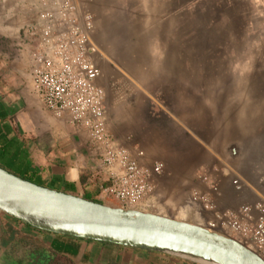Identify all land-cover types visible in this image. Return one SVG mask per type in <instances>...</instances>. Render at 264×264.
Listing matches in <instances>:
<instances>
[{"label":"crops","instance_id":"obj_1","mask_svg":"<svg viewBox=\"0 0 264 264\" xmlns=\"http://www.w3.org/2000/svg\"><path fill=\"white\" fill-rule=\"evenodd\" d=\"M78 3L93 18L90 39L95 52L90 57L99 70L96 82L104 91L106 129L118 140L115 107L119 98L110 88L116 69L105 63L100 43L107 35L103 28L117 20L129 21V26L166 27L172 9L169 4L177 9L179 0H79ZM35 7L36 0H0V167L31 177L36 184L101 202L97 198L103 196L108 176L88 129L67 113L57 116L46 109L39 102L29 76L30 45L20 31L32 19ZM240 16L243 29L240 65L232 66L233 57L226 51L213 52L198 64L203 78L192 79V89L184 87L179 92L181 138L191 137L202 143L205 141L199 130H210L215 137L224 132L223 146L233 144L236 148L230 158L232 191H227V197L220 181L205 180L216 187L215 200L222 205H217L218 208L254 202L258 182L264 178V0H249ZM182 63L188 64L186 59ZM157 68H151L152 75ZM232 75H238V81ZM210 77L211 83L206 84L204 78ZM137 80L147 87L145 80ZM236 178L245 184L241 190L235 188ZM245 194L252 198H246ZM219 197H223V204ZM32 231L41 233V239L56 247L81 251L94 263L202 264L169 254L108 243L104 246L101 242L73 237L74 240H67L33 228Z\"/></svg>","mask_w":264,"mask_h":264},{"label":"rangeland","instance_id":"obj_2","mask_svg":"<svg viewBox=\"0 0 264 264\" xmlns=\"http://www.w3.org/2000/svg\"><path fill=\"white\" fill-rule=\"evenodd\" d=\"M248 2L249 0H179L177 9L175 5L169 4L172 9L169 10L166 27L129 26V21L126 20H117L104 26L106 40L102 36L104 40L100 43L105 63L116 69L110 88L119 98L115 114L120 137L116 140L108 134L115 143L127 148L131 154L142 151L139 162L151 170L152 191L140 201L137 209L206 226L210 215L194 204L191 197L207 194L218 205L215 200L218 196L214 195L217 190L212 191L206 179L220 181L223 191H226L225 195L232 191L228 170L230 158L236 152L235 146L230 144L225 148V133L220 132L215 137L207 129L198 131L205 142L201 143L191 137L181 138L179 92L184 87L191 90L192 79L203 78L198 71V64L209 55L212 56L213 52L220 54L226 51L233 57L232 66L240 65L243 48L240 39L243 30L240 14ZM182 57L188 64L182 63ZM219 63L220 61L217 62ZM153 66L159 67L154 70V75L151 71ZM232 77L233 80L239 78L238 75ZM138 78L145 80L148 88ZM205 78L206 84L211 83V77L208 80ZM197 125L202 126L200 123ZM207 142L212 147H207ZM154 162L162 163L160 173L152 170ZM245 195L246 198H252ZM219 198H222L219 202L223 204V197ZM97 199L101 203L121 206L115 198L104 193ZM3 218L14 222L6 214ZM51 235L74 240L68 236ZM101 244L105 246V243ZM14 252L17 255H35L40 264L41 256L36 250L18 249ZM6 255L0 254V260Z\"/></svg>","mask_w":264,"mask_h":264},{"label":"built area","instance_id":"obj_3","mask_svg":"<svg viewBox=\"0 0 264 264\" xmlns=\"http://www.w3.org/2000/svg\"><path fill=\"white\" fill-rule=\"evenodd\" d=\"M78 1L36 0L32 19L20 31L30 45L28 73L46 109L57 116L67 113L88 129L108 176L104 195L123 207L136 208L152 191L151 170L139 162L142 151L131 154L106 130L104 91L96 82L99 70L90 57L95 52L90 39L93 18ZM162 169L161 162L153 163L152 170ZM234 185L237 190L245 186L240 178ZM256 197L236 208H218L207 194L193 195L191 201L210 215L209 228L231 235L264 258V178Z\"/></svg>","mask_w":264,"mask_h":264},{"label":"water","instance_id":"obj_4","mask_svg":"<svg viewBox=\"0 0 264 264\" xmlns=\"http://www.w3.org/2000/svg\"><path fill=\"white\" fill-rule=\"evenodd\" d=\"M0 212L39 231L202 264H264V258L245 243L207 225L89 200L28 181L2 167ZM0 264H38V258L14 252L1 258Z\"/></svg>","mask_w":264,"mask_h":264},{"label":"flooded vegetation","instance_id":"obj_5","mask_svg":"<svg viewBox=\"0 0 264 264\" xmlns=\"http://www.w3.org/2000/svg\"><path fill=\"white\" fill-rule=\"evenodd\" d=\"M3 215V213H0L1 255L12 254L18 249H29L40 253V264H102L100 262L94 263L88 255L81 253V251L73 250L72 253L50 243L46 244L47 241L39 237L41 233H33L32 228L29 226L15 219L12 222L3 218Z\"/></svg>","mask_w":264,"mask_h":264},{"label":"trees","instance_id":"obj_6","mask_svg":"<svg viewBox=\"0 0 264 264\" xmlns=\"http://www.w3.org/2000/svg\"><path fill=\"white\" fill-rule=\"evenodd\" d=\"M18 176H20V177H22V178H24V179H26V180H28V181H31V182H34V183H36L34 180H32V178L31 177H25V176H22V175H20V174H17ZM84 198H86V197H84ZM86 199H89V198H86ZM90 200V199H89ZM27 226V225H26ZM59 236H62V235H59ZM79 240H81V239H79ZM114 245V244H113Z\"/></svg>","mask_w":264,"mask_h":264},{"label":"bare ground","instance_id":"obj_7","mask_svg":"<svg viewBox=\"0 0 264 264\" xmlns=\"http://www.w3.org/2000/svg\"><path fill=\"white\" fill-rule=\"evenodd\" d=\"M199 222V221H198ZM199 223H201V222H199ZM205 227V226H204Z\"/></svg>","mask_w":264,"mask_h":264}]
</instances>
